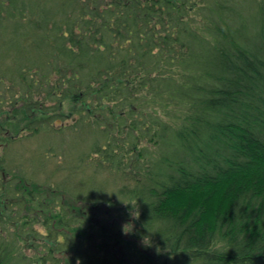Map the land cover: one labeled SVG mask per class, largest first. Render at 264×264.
Masks as SVG:
<instances>
[{"label":"trees","instance_id":"trees-1","mask_svg":"<svg viewBox=\"0 0 264 264\" xmlns=\"http://www.w3.org/2000/svg\"><path fill=\"white\" fill-rule=\"evenodd\" d=\"M0 264H264V0H0Z\"/></svg>","mask_w":264,"mask_h":264},{"label":"rangeland","instance_id":"rangeland-1","mask_svg":"<svg viewBox=\"0 0 264 264\" xmlns=\"http://www.w3.org/2000/svg\"><path fill=\"white\" fill-rule=\"evenodd\" d=\"M22 142H26V145H25V147H22L21 146V144H16V146H15V148L16 149H21V150H23V149H29V148H31V145L33 146V145H35L36 144V140H34V139H27V140H24V141H22ZM22 147V148H21ZM19 155H21V153L19 154Z\"/></svg>","mask_w":264,"mask_h":264},{"label":"clouds","instance_id":"clouds-1","mask_svg":"<svg viewBox=\"0 0 264 264\" xmlns=\"http://www.w3.org/2000/svg\"><path fill=\"white\" fill-rule=\"evenodd\" d=\"M122 204H123V205L125 206V208L128 210V215H129L130 219H132V218H133V217H132V212H131V210H130L131 205H130V204H127V203H122ZM135 219L138 220V219H139V216L135 217ZM122 231H123V233L126 234V235L132 233V232H129V231H125V230L123 229V227H122ZM142 243H143V240H142Z\"/></svg>","mask_w":264,"mask_h":264}]
</instances>
